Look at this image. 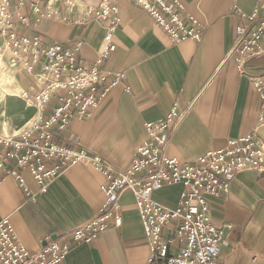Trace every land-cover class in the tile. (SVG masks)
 Segmentation results:
<instances>
[{
  "label": "crops",
  "instance_id": "obj_1",
  "mask_svg": "<svg viewBox=\"0 0 264 264\" xmlns=\"http://www.w3.org/2000/svg\"><path fill=\"white\" fill-rule=\"evenodd\" d=\"M76 1L92 8L100 2ZM116 1L115 51L102 66L107 72L123 73L124 80L85 117L72 118L56 132V143L97 156L114 170L124 171L132 163L136 146L146 139L145 124L163 118L174 102L186 114L172 130L165 155L180 163L222 149L228 140L255 128L260 100L251 79H264V56L248 59L239 71L227 55L235 28L253 11L257 0H177L202 28L198 42L178 44L130 0ZM40 4L44 9L57 7V2L46 5L40 0ZM81 14L79 8L74 20ZM26 32H37L50 43L79 41L80 58L94 63L104 26L94 21L42 19ZM16 76L24 91L30 92L31 77L20 72ZM257 135L264 144V128ZM21 176L23 188L0 172V221H9L29 252H36L45 238L59 239L93 218L105 201L100 189L104 178L88 166L67 168L43 193H38L28 172ZM181 191V186L171 185L153 191L151 197L174 208ZM205 201L211 224L223 230L219 264H264V174L242 172L230 183L226 196H206ZM120 206L121 225L107 229L90 243L75 245L62 264H147L149 245L130 191L122 193Z\"/></svg>",
  "mask_w": 264,
  "mask_h": 264
},
{
  "label": "built area",
  "instance_id": "obj_2",
  "mask_svg": "<svg viewBox=\"0 0 264 264\" xmlns=\"http://www.w3.org/2000/svg\"><path fill=\"white\" fill-rule=\"evenodd\" d=\"M130 1L172 43L201 39L202 28L183 12L177 0ZM51 2L60 3L61 12L44 9L40 0H0V48L7 53L11 69L31 77L32 89L24 91L21 98L26 106L37 110L35 121L21 133L0 132V172L4 178L16 180L22 188L21 173L28 172L37 184L38 193H43L64 170L81 164L103 176L105 182L100 189L105 201L93 218L59 239L45 238L36 252L24 248L9 221L1 220L0 264H62L75 245L90 243L107 229L121 225L120 197L125 191L134 197L148 241L147 264H218L223 230L211 224L205 196L227 195L230 183L242 172L264 174V144L257 135L264 128V79H251L260 109L250 133L228 140L224 148L207 152L192 162L180 163L165 155L172 130L186 114L174 102L163 118L145 124L146 139L134 149L130 167L114 170L101 158L59 145L54 138L72 118L85 117L124 80L123 73L107 72L102 66L115 51L113 35L119 24L117 1L100 0L92 8L75 0H44L46 5ZM78 6H82V14L74 20ZM45 18L103 24L102 46L94 63L80 58L79 41L49 44L40 35L26 32ZM243 19L235 28L234 42L227 55L236 62L239 71L248 59L264 56V0H257L253 11ZM171 185L182 187L174 208L152 199L153 191Z\"/></svg>",
  "mask_w": 264,
  "mask_h": 264
},
{
  "label": "rangeland",
  "instance_id": "obj_3",
  "mask_svg": "<svg viewBox=\"0 0 264 264\" xmlns=\"http://www.w3.org/2000/svg\"><path fill=\"white\" fill-rule=\"evenodd\" d=\"M76 2L79 4L78 1ZM40 5L42 7L44 6L42 4ZM57 5L58 8H51L48 6L46 8L58 10L60 3ZM79 8L82 11V6H78L76 10ZM59 12H61L60 9ZM33 34H37V32ZM42 41L44 40L42 39ZM45 43L50 44V42ZM17 72L18 71L10 68L9 57L7 53L2 48H0V132L5 135H17L21 133L37 118V110L33 106H26L25 102L21 98L24 88L18 83V78L16 76Z\"/></svg>",
  "mask_w": 264,
  "mask_h": 264
}]
</instances>
